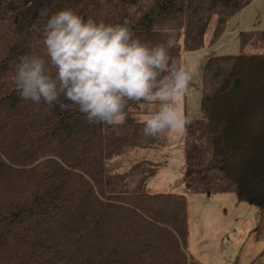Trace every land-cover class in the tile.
Returning a JSON list of instances; mask_svg holds the SVG:
<instances>
[{
  "label": "trees",
  "instance_id": "trees-1",
  "mask_svg": "<svg viewBox=\"0 0 264 264\" xmlns=\"http://www.w3.org/2000/svg\"><path fill=\"white\" fill-rule=\"evenodd\" d=\"M251 1L0 0V264H204L189 250L187 194L148 191L163 163L111 167L169 144V133L142 132L157 105L129 101L124 124H90L63 97L23 100L15 69L20 56L43 54L45 24L65 8L128 20L153 44L171 34L181 58L215 44ZM240 38L239 52L205 64L200 111L185 133V183L187 193L232 192L264 209V29Z\"/></svg>",
  "mask_w": 264,
  "mask_h": 264
},
{
  "label": "clouds",
  "instance_id": "clouds-1",
  "mask_svg": "<svg viewBox=\"0 0 264 264\" xmlns=\"http://www.w3.org/2000/svg\"><path fill=\"white\" fill-rule=\"evenodd\" d=\"M168 34L159 43L142 40L128 20L106 23L65 8L43 32V54L18 58L15 83L20 97L52 106L63 97L90 124L122 125L129 101L155 104L141 121L146 137L184 135L191 123L182 107L197 70L172 55ZM66 110L69 104L60 103Z\"/></svg>",
  "mask_w": 264,
  "mask_h": 264
},
{
  "label": "rangeland",
  "instance_id": "rangeland-1",
  "mask_svg": "<svg viewBox=\"0 0 264 264\" xmlns=\"http://www.w3.org/2000/svg\"><path fill=\"white\" fill-rule=\"evenodd\" d=\"M263 29L264 0H252L230 19L215 44L197 51L182 50L181 59L197 70L190 91L182 101L183 110L190 119L200 111L207 60L214 55L239 52L242 32ZM207 36L210 37V33ZM141 159L163 163L150 179L148 191L187 194L189 245L199 261L204 264H264V209L239 200L232 192L187 193L185 134L169 133V144L165 148H138L119 155L111 160V167L124 171Z\"/></svg>",
  "mask_w": 264,
  "mask_h": 264
},
{
  "label": "crops",
  "instance_id": "crops-1",
  "mask_svg": "<svg viewBox=\"0 0 264 264\" xmlns=\"http://www.w3.org/2000/svg\"><path fill=\"white\" fill-rule=\"evenodd\" d=\"M210 234H212V232L210 231ZM189 250H190V252H191V249H190V245H189ZM192 253V252H191ZM193 254V253H192Z\"/></svg>",
  "mask_w": 264,
  "mask_h": 264
}]
</instances>
